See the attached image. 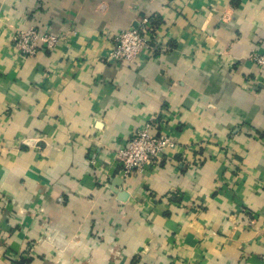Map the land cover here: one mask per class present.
<instances>
[{"label":"crops","instance_id":"obj_1","mask_svg":"<svg viewBox=\"0 0 264 264\" xmlns=\"http://www.w3.org/2000/svg\"><path fill=\"white\" fill-rule=\"evenodd\" d=\"M144 18L156 49L110 61ZM29 26L59 43L25 55ZM255 52L264 0H0V264H264ZM148 122L174 144L124 178Z\"/></svg>","mask_w":264,"mask_h":264},{"label":"built area","instance_id":"obj_2","mask_svg":"<svg viewBox=\"0 0 264 264\" xmlns=\"http://www.w3.org/2000/svg\"><path fill=\"white\" fill-rule=\"evenodd\" d=\"M155 25L151 18H144L137 27L124 29L116 35L115 45L111 49L110 61L132 62L146 50H155ZM14 40L16 46L27 56L35 55L42 44L53 49L59 43V36L51 32L41 33L35 26L19 30ZM255 64L264 67V52L252 55ZM173 139L165 131L158 134L152 132V122H148L136 130L128 144L118 148L116 160L120 173L124 178L137 174L146 166L160 164Z\"/></svg>","mask_w":264,"mask_h":264},{"label":"trees","instance_id":"obj_3","mask_svg":"<svg viewBox=\"0 0 264 264\" xmlns=\"http://www.w3.org/2000/svg\"><path fill=\"white\" fill-rule=\"evenodd\" d=\"M26 261V260H25ZM20 264H26L24 261H21Z\"/></svg>","mask_w":264,"mask_h":264}]
</instances>
